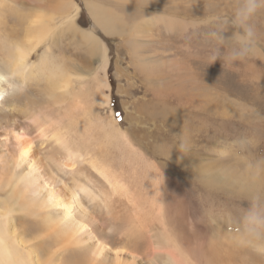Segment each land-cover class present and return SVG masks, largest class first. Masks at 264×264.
Listing matches in <instances>:
<instances>
[{
  "label": "rangeland",
  "instance_id": "374dc122",
  "mask_svg": "<svg viewBox=\"0 0 264 264\" xmlns=\"http://www.w3.org/2000/svg\"><path fill=\"white\" fill-rule=\"evenodd\" d=\"M71 1L73 9H78L74 13L75 31L92 32L97 42L86 43L81 34L64 29L50 50L48 64L56 66L57 71L84 76L90 102L95 100L97 81L102 84L109 103L100 108L101 116L114 120L158 172L161 216L172 245L181 248L192 264L213 259L216 264H264V257L238 246L232 236L236 229L230 222V217L247 207L252 197L264 199V10L254 20V54L228 61L223 55L213 56L211 36L218 28L226 27L235 0ZM8 3L23 12L31 10L27 0ZM96 11L106 14L105 25L111 26L98 23ZM2 12L1 24H5L0 38V86L5 92L4 106H0V156L5 159L15 150L13 121L27 128L24 107L52 112L48 93L53 79L47 73L35 80L28 71L21 76L17 67L10 66L12 58L5 44L8 38L18 41L24 28L15 12L6 8ZM162 17L174 24L164 26L158 20ZM125 26L131 31L133 26L145 27L143 36L138 34L139 46L132 47L131 31ZM45 53L46 47H40L30 63H38ZM144 58L150 60L142 62ZM141 62L146 63V70ZM113 95L118 101L116 106ZM53 114L57 118L63 116V111L54 108ZM114 152L109 155L111 160L117 166L124 164L126 157ZM84 169V176L104 186L97 183L100 181L93 171L87 166ZM8 197L6 191H0V206L10 202ZM116 197H110L112 202L106 206L119 217L118 222L111 220L106 207H102L97 232L112 248L126 246L133 250L136 240L132 236L124 231H108L117 224L122 228L135 210L125 198ZM139 202H145L144 195ZM14 215L26 246L33 245L43 260L58 250L52 225L44 220L48 213L17 205ZM149 223L156 228L152 233L142 231L139 239L138 254L144 262L154 251L151 236L163 230L159 221ZM14 243L17 245V241ZM2 245L0 264H11L7 248ZM23 254L29 255L30 250L24 249ZM71 255L79 258L77 252L66 250L52 264L61 263V258L65 262Z\"/></svg>",
  "mask_w": 264,
  "mask_h": 264
},
{
  "label": "bare ground",
  "instance_id": "6f19581e",
  "mask_svg": "<svg viewBox=\"0 0 264 264\" xmlns=\"http://www.w3.org/2000/svg\"><path fill=\"white\" fill-rule=\"evenodd\" d=\"M9 1L12 0H0V38L5 24H1L4 8L15 12L24 28L18 41L8 38L5 44L8 56L12 58L10 66L17 67L21 76L28 71L34 79L47 73L46 76L53 79V82L50 80L52 91L48 93L52 112L31 110L26 105L23 115L29 126L27 124V128H23L16 120L13 121L11 136L15 150L5 159L0 156V191H6L10 201L0 206V244L7 248L11 264H52L56 256L66 250L77 252L79 258L73 259L71 255L65 262L61 258L62 262L57 264H192L181 248L172 245L170 233L165 229L161 216V183L158 172H154L155 167L145 161L131 144L129 135L123 133L114 120L101 116L100 108L109 103L102 84L97 81L93 93L95 100L90 102V93L86 91L88 81L84 76L78 77L63 69L57 71L56 66L48 64L50 50L64 29L81 34L82 37H79L86 43L96 41L92 32L75 31L74 13L78 9H73L71 0H27L31 10L23 12L9 3L7 5ZM96 12L94 16L98 23L106 28L111 26L105 25L106 14ZM158 20L167 27L174 24L163 17ZM133 27V31L131 27L126 28L131 31L130 44L134 48L139 46L138 34L143 36L145 27ZM118 31L121 33V28ZM42 46L46 47V53L38 63L31 64L32 55ZM145 60L150 59H141L142 62ZM147 65L151 68L150 64ZM141 68L146 70V63H142ZM4 92L0 86V106H4ZM54 108L62 110L63 116L55 118ZM30 129L36 133L35 136ZM115 150L126 157L120 166L109 156ZM84 166L94 172L95 178L100 181L97 183H102L105 188L98 186L89 175H83ZM142 195L145 196L143 203L139 202ZM113 196L125 198L135 210L126 218L122 228L117 224L108 231L120 234L124 231L132 236L136 240L133 250L126 246L112 248L98 235V217L102 207H106L111 220L118 222L119 217L106 206L108 201L112 202L110 197ZM142 204L146 207L143 208ZM17 205L25 210L48 213L44 220L48 226L52 225L50 228L58 250L51 252L45 260L33 250V245L26 246L24 236L18 233L14 215ZM50 208H53L52 211ZM153 220L159 221L163 230L158 229L159 233L151 236L154 251L144 262L138 254L139 239L143 237L142 231H154L156 226L149 223ZM68 243L71 246H67ZM24 249L30 250V254L24 256ZM205 264H216L215 259Z\"/></svg>",
  "mask_w": 264,
  "mask_h": 264
},
{
  "label": "clouds",
  "instance_id": "9594fccd",
  "mask_svg": "<svg viewBox=\"0 0 264 264\" xmlns=\"http://www.w3.org/2000/svg\"><path fill=\"white\" fill-rule=\"evenodd\" d=\"M261 10L264 0H235L226 27L212 33L213 56L235 61L253 55L257 47L254 20ZM230 222L236 229L232 236L238 246L264 257V199L252 197L247 207L230 217Z\"/></svg>",
  "mask_w": 264,
  "mask_h": 264
},
{
  "label": "trees",
  "instance_id": "16d2710c",
  "mask_svg": "<svg viewBox=\"0 0 264 264\" xmlns=\"http://www.w3.org/2000/svg\"><path fill=\"white\" fill-rule=\"evenodd\" d=\"M112 101H113V105L116 106L118 101L115 95L112 96Z\"/></svg>",
  "mask_w": 264,
  "mask_h": 264
}]
</instances>
